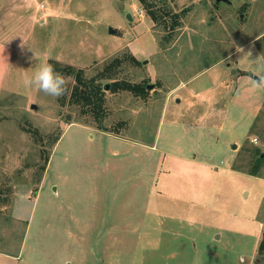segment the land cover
<instances>
[{
    "label": "rangeland",
    "instance_id": "obj_1",
    "mask_svg": "<svg viewBox=\"0 0 264 264\" xmlns=\"http://www.w3.org/2000/svg\"><path fill=\"white\" fill-rule=\"evenodd\" d=\"M37 3L35 52L0 93L9 264H248L264 223V161L248 173L264 154V91H249L247 57L264 59V0H154L159 22L142 0ZM117 57L101 84L147 94L104 89L100 119L71 103L72 75L59 72V97L27 84L43 61L89 78Z\"/></svg>",
    "mask_w": 264,
    "mask_h": 264
},
{
    "label": "trees",
    "instance_id": "obj_2",
    "mask_svg": "<svg viewBox=\"0 0 264 264\" xmlns=\"http://www.w3.org/2000/svg\"><path fill=\"white\" fill-rule=\"evenodd\" d=\"M142 1L148 8V14L152 21L159 22L161 14H159L158 12H160L161 10L158 9L157 11V9H151L152 6L154 7L156 4H154V0L152 2H146L145 0ZM168 13L169 11H165V14ZM177 16L176 14H173L170 18L172 20L168 27L169 29H171V31L168 32L166 36H163L161 42L163 45H165V43H168L172 39V31L175 30L174 28L177 25H180ZM164 27H166V24L164 25ZM262 37L264 38V35ZM124 58L125 57L114 58L113 60H111V62L107 63L103 67V69L100 70L95 76H91L89 78H85L83 76L82 69H75L71 65L61 66L59 64H56V62L50 60L49 64H52L54 70L57 73L61 71L63 74L73 76L74 84L72 85L69 94L71 103L80 104L84 111H86V113L89 111L96 119H100V117L104 115L105 96L104 84H101L99 79L102 80L110 78L113 73L112 70L114 69V67L119 65ZM128 58H130L134 64L140 63L139 60H137L132 54H130ZM108 88L111 92H116L120 90L132 92L135 96L138 97H144L147 94L145 82H130L127 80L114 79L109 83ZM254 153L257 155V157L254 159V163L248 170V173L251 175H257L258 169L261 167L264 161V154L260 152L258 148H255ZM251 264H264V227L260 233L258 245L256 248V254Z\"/></svg>",
    "mask_w": 264,
    "mask_h": 264
},
{
    "label": "crops",
    "instance_id": "obj_3",
    "mask_svg": "<svg viewBox=\"0 0 264 264\" xmlns=\"http://www.w3.org/2000/svg\"><path fill=\"white\" fill-rule=\"evenodd\" d=\"M33 3L35 7L32 9ZM38 11L40 10L37 0H0V93L2 89L16 87L8 81L13 73L12 66L19 63L22 52H35L33 45L37 43L31 36V27ZM36 39L39 40V37ZM262 225L264 227V223L260 222L258 230L263 229ZM0 256L3 258L2 263L9 264L7 254L0 252ZM252 260L248 264H251Z\"/></svg>",
    "mask_w": 264,
    "mask_h": 264
},
{
    "label": "clouds",
    "instance_id": "obj_4",
    "mask_svg": "<svg viewBox=\"0 0 264 264\" xmlns=\"http://www.w3.org/2000/svg\"><path fill=\"white\" fill-rule=\"evenodd\" d=\"M247 59L250 62V71L251 66H255L253 78L249 82V91L252 93L264 91V59L260 60L258 63L256 59L250 60L249 56ZM27 84L35 87L37 91H41L52 97H59L64 94L67 81L61 74L54 70L51 64L47 61H43L27 80Z\"/></svg>",
    "mask_w": 264,
    "mask_h": 264
},
{
    "label": "water",
    "instance_id": "obj_5",
    "mask_svg": "<svg viewBox=\"0 0 264 264\" xmlns=\"http://www.w3.org/2000/svg\"><path fill=\"white\" fill-rule=\"evenodd\" d=\"M220 1L229 2V0H215L216 3L220 2ZM127 16L130 17V14H127ZM111 31L114 32V30H111ZM147 87L150 88L149 85H148ZM106 88H108V84H105V85H104V89H106ZM32 106H33V105H32ZM234 145H235V144H233V146H234Z\"/></svg>",
    "mask_w": 264,
    "mask_h": 264
},
{
    "label": "built area",
    "instance_id": "obj_6",
    "mask_svg": "<svg viewBox=\"0 0 264 264\" xmlns=\"http://www.w3.org/2000/svg\"><path fill=\"white\" fill-rule=\"evenodd\" d=\"M137 12H138V15H139V16H142L141 14H143V13H142L143 11H142L141 9H138Z\"/></svg>",
    "mask_w": 264,
    "mask_h": 264
}]
</instances>
